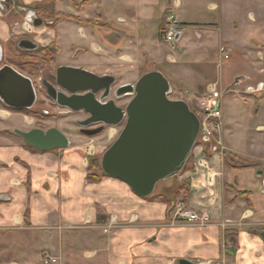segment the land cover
I'll return each instance as SVG.
<instances>
[{"label": "crops", "instance_id": "1", "mask_svg": "<svg viewBox=\"0 0 264 264\" xmlns=\"http://www.w3.org/2000/svg\"><path fill=\"white\" fill-rule=\"evenodd\" d=\"M9 1L0 18L2 61L24 34L26 11L63 14L74 20L54 28L43 20L25 38L41 48L55 44L58 63L119 85L135 82L141 71H159L163 48L171 47L159 39L168 19L184 28L196 25L197 63L204 65L203 75L216 76L204 93L210 84L227 90L221 101L225 152L196 146L177 176L176 182L189 183L187 197H178V203L209 215L198 226L168 213L165 202L137 197L119 180L88 181L87 150L92 145L103 154L118 137L117 127L83 136L84 146L69 141L66 149L41 152L8 135L23 129L18 122L10 129L1 126L0 264H42L45 253L57 264H264V0H214L206 9L216 14L201 22L182 21L180 12L174 16L170 0L156 18L149 4L129 0ZM181 5V0L172 4ZM146 20L155 22L151 32ZM65 23L76 28V38L65 35ZM165 61L177 63L172 54ZM4 113L28 124L26 116L0 108ZM200 159L213 172L211 184Z\"/></svg>", "mask_w": 264, "mask_h": 264}, {"label": "water", "instance_id": "2", "mask_svg": "<svg viewBox=\"0 0 264 264\" xmlns=\"http://www.w3.org/2000/svg\"><path fill=\"white\" fill-rule=\"evenodd\" d=\"M24 20L33 26L43 24L34 11H26ZM16 46L23 52L38 49L37 44L24 38L18 40ZM56 74L69 76L73 85L59 82L61 90H47V96L63 109L83 112L88 116L87 120L77 122L80 135L93 138L102 134L106 127L123 124L118 137L101 156L100 168L106 177L125 183L134 195L147 199L155 194L159 183L168 182L183 171L196 147L200 123L184 101L169 99L172 87L159 71L142 74L133 85L119 88L123 95L132 97L124 110L117 107L113 100L103 102L114 83L111 77H99L67 67L59 68ZM84 82L97 86L106 82L99 99L96 95L102 91L100 87L94 89L93 85H74ZM0 102L11 111L30 110L35 102L32 82L13 68L3 65L0 67ZM92 124L102 126L84 130ZM13 133L36 151L50 152L69 146L65 134L55 128L46 131L15 129ZM260 175L263 176L264 187V170ZM178 264L192 263L180 260Z\"/></svg>", "mask_w": 264, "mask_h": 264}, {"label": "rangeland", "instance_id": "3", "mask_svg": "<svg viewBox=\"0 0 264 264\" xmlns=\"http://www.w3.org/2000/svg\"><path fill=\"white\" fill-rule=\"evenodd\" d=\"M129 1L143 3V5L149 4L150 7L147 8H150L152 12L155 11L154 12L155 18L156 16L160 15L163 6L166 7L169 3V0H129ZM173 1L174 0H170L171 4L169 5V8L173 12L174 16H176V14L180 12L181 14L179 19L185 22L187 21L201 22L203 21V19L210 17L211 15L214 16V14H216L213 10L210 11L206 9L208 3L213 2L214 0H181L182 5L178 9L173 8L172 6ZM7 2L10 1L7 0ZM185 2L186 3L189 2L190 5L185 4ZM156 5L157 7H155ZM35 15L36 17L42 18L41 19L42 21L45 20L47 22H50L51 24L49 25L50 28H54L59 22L68 21L65 19L66 17L63 14L49 15L47 13H43L42 11H38L37 13L35 12ZM23 16L25 17V13L23 14ZM154 25L155 22H148L146 20V27L147 30H149L150 28V32L155 28ZM166 26L163 27V30L166 28ZM63 27H64L63 30L65 32V35L73 36V38L74 37L76 38V28L71 26L69 23L63 24ZM195 27L196 25H188L186 26V28H183V33L185 31V34L183 35L180 42L175 45V48L177 46L176 50L175 49L173 50L171 47L168 46L167 47L165 46L163 48V54L161 55L160 58L161 62L157 66L159 72L168 80V82L172 87L173 92L171 95H169V99L173 101L182 100L186 104L190 103L193 107H196L197 100L193 99L191 96L192 95L196 97L203 96L205 86L208 83L214 82V80H216V76L212 77V75L209 76L203 75L204 65L202 66L201 64L197 63V59L199 57L200 52L196 49L195 41L192 38L193 36L192 34L196 29ZM57 34L59 35V33ZM159 39L160 41H163L162 33ZM54 46L52 45V47ZM52 54L55 53L53 49L50 48L46 49V51L42 53H38L35 51H32L31 53H25L17 48L16 43L13 47H10L9 51L6 52L2 63H0V66L2 64H9L13 67L14 70L26 75L33 81V84L35 85V89L37 90L38 99L39 101H42L40 104L44 105V106L41 105V107L49 112V116H47V118L27 117L31 119V123L27 121L28 124H25L23 121L20 120L21 119L20 117L14 115L12 119L11 118L8 119L7 113H4V114H0V116H2L0 117V127L5 126V128H9L12 125V123L14 124L15 122H18L19 125L18 124L17 125L22 127L23 129L20 130L23 131H28L37 127L41 128L43 131H46L50 128H55L61 131L62 133H64L65 136H67V138L71 142V145L84 146L83 143L79 141L85 139H82L83 136L78 133L79 126L76 125V123L74 122L75 120L82 119L84 115L75 114L66 109L59 107L58 105H53L51 101L45 97L44 92L39 90V80L43 74L44 68L48 65V68L50 69L51 72L54 70L55 67L54 62L53 61L51 62ZM167 54H172L176 58L177 63L170 64L166 62L165 56H167ZM29 60L32 61L28 62ZM143 72L144 71H141V74H145ZM132 83L134 84V82ZM228 97L229 96H227L224 99V101H227ZM128 100L129 97H124L122 99L117 100L116 103L118 106L123 107L125 103L128 102ZM41 107L40 106H36L35 108L32 107L31 110L39 112ZM0 108L6 110L1 102H0ZM7 112L9 111L7 110ZM38 120L40 121L38 122ZM14 125L13 127H15ZM122 126L123 124H121L117 128L121 131ZM6 133L8 134V132ZM8 135H11L14 139L21 141V139L18 136H16L13 133V131L11 132L9 131ZM87 151H90L88 152V154H86V159H87L86 162L88 163V171H89L88 173L99 176L100 172L97 169H91L89 167V163L92 161L94 163H98L100 168V160L102 154L97 155L96 153H94L92 145L91 148H89ZM173 179L175 180H172L173 182L170 181L171 184L169 187L175 186L174 188H176L179 185V183L176 182L177 177ZM164 185H167V183L159 184L157 191ZM163 189L164 188H162L161 191ZM178 197L184 198L183 195H176L174 197L171 196L170 199L173 198L174 203L178 204Z\"/></svg>", "mask_w": 264, "mask_h": 264}, {"label": "built area", "instance_id": "4", "mask_svg": "<svg viewBox=\"0 0 264 264\" xmlns=\"http://www.w3.org/2000/svg\"><path fill=\"white\" fill-rule=\"evenodd\" d=\"M8 3L9 2L5 0L0 2V18L4 16V13L9 6ZM25 23L26 28L24 30V34L20 36L22 38H25L27 34L31 33L32 24L26 21ZM167 23L168 24L166 28L162 32V39L164 43L170 45L171 48L174 49L175 45L177 44L176 38L178 35L183 33L184 27L174 19H168ZM260 88H262V86L256 87L255 91ZM226 93L227 90L223 91L219 89L216 84H210L206 87V91L203 96H191L193 99L197 100L196 107H193L190 103H187L189 109L195 114L200 123V130L196 146L200 148L202 152L208 150L209 148L214 149V152L221 155H223L225 152V148L221 141V101ZM198 166L206 172L207 182L208 184H211L213 172L208 166L207 161L205 159H200L198 161ZM173 212L177 219L186 223L205 226L209 222L208 214L191 211L187 209L182 203L176 204ZM42 264H57V259L53 258L50 254L45 253L42 255Z\"/></svg>", "mask_w": 264, "mask_h": 264}, {"label": "flooded vegetation", "instance_id": "5", "mask_svg": "<svg viewBox=\"0 0 264 264\" xmlns=\"http://www.w3.org/2000/svg\"><path fill=\"white\" fill-rule=\"evenodd\" d=\"M35 12V11H34ZM39 18V17H38ZM24 39H28V38H24ZM28 40H31V39H28ZM32 41V40H31ZM33 42V41H32ZM52 45L54 46V44H51L47 47H38V49L35 51V52H38V53H42L44 52L46 49L50 48L52 49ZM38 46V45H37ZM55 49V54H52V59H51V62L53 61L54 62V70L51 72L50 69L48 68V65L44 68V71H43V74L39 80V90L43 91L44 92V95L45 97L51 101V103L53 105H56L48 96H47V90H51L54 92L55 91H60L61 89L58 87V83L61 82L63 84H66L68 86H71L73 85L71 82L72 81H69V76H66L64 74H60L59 76H57V70L59 68H62V67H67V68H72V69H77V70H81V71H84L81 67H77V66H74V65H62L60 63H57V56L59 54V49L58 47L55 45L53 47ZM25 53H31V52H25ZM79 52L76 54L78 55ZM28 60V59H27ZM32 60H29L28 62H31ZM3 65H6V66H9L11 68H13L11 65L9 64H2L1 66ZM0 66V67H1ZM21 75H23L24 77L28 78L32 84H33V81L27 77L26 75L20 73ZM137 81V80H136ZM135 81V82H136ZM134 82V83H135ZM106 82H102L101 84L98 83V86L97 84H89L88 82H84V83H81V84H74L76 85L77 87L78 86H83V85H93V88L94 89H97L98 87H100L102 89V91L96 95V99H99V97L101 96V94L104 92V86H105ZM125 85H133V83H126V84H122V85H119L118 82H114L111 86H110V91H109V96L103 101H109V100H113L115 105L121 109H125L126 105L128 104V102L131 100V96L129 95H123L122 92L119 90L120 87L122 86H125ZM33 87H34V91H35V102H34V105H33V108H35L36 106H44L43 104H40L42 101H39L38 99V94H37V90L35 89V85L33 84ZM82 94V93H81ZM118 97V98H117ZM124 97H129V100L127 103H125V105L123 107H120L117 105L116 101L119 100V99H122ZM40 109V108H39ZM29 112V115L27 114H24L23 112L21 111H17V112H13L15 114H19V115H23V116H26V117H42V118H47V116H49V112L46 111L45 109H43L41 107L40 111H33V110H26ZM72 113H75V112H72ZM75 114H81V115H84V117L80 120H75L74 122L76 123L77 125V122H80V121H85L88 119V116L86 114H84L83 112H77ZM41 119V118H39ZM27 121H29L31 123V119H27ZM40 120H38L39 122ZM102 126V124H92L90 125L89 127H87L86 129L84 130H93V129H98ZM108 127H106L107 129ZM34 129H40L42 130L41 128L37 127V128H34ZM51 129V128H50ZM78 133L80 134V128L78 129Z\"/></svg>", "mask_w": 264, "mask_h": 264}, {"label": "trees", "instance_id": "6", "mask_svg": "<svg viewBox=\"0 0 264 264\" xmlns=\"http://www.w3.org/2000/svg\"><path fill=\"white\" fill-rule=\"evenodd\" d=\"M66 20H74L71 17L65 16ZM64 18V17H63ZM54 51V53L56 52L55 49L53 47H51ZM46 51V50H45ZM5 109L11 111L10 109L6 108ZM14 112V111H13ZM21 112H23L24 114L29 115V112L26 110H22ZM28 149H31L34 151V149L28 147L27 145H25ZM89 167L91 169H97L100 172L99 176L96 175H92L91 173H88L87 175V179L89 182H98L100 181L102 178H105L106 176L102 173L101 169L99 168L98 163H94L93 161L89 163ZM175 187V186H174ZM174 187H167L164 188L159 194H154L153 196L147 198L150 199L154 202H165L168 204V208L167 211L168 213L172 212L176 206V204L174 203L173 198L170 199V197H174L176 195H183L184 197H187L188 195V191H189V183L187 181L179 183V185L174 188Z\"/></svg>", "mask_w": 264, "mask_h": 264}]
</instances>
